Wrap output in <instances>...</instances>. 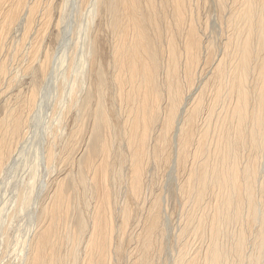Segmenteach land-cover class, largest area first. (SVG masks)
Returning a JSON list of instances; mask_svg holds the SVG:
<instances>
[{"label": "bare ground", "instance_id": "bare-ground-1", "mask_svg": "<svg viewBox=\"0 0 264 264\" xmlns=\"http://www.w3.org/2000/svg\"><path fill=\"white\" fill-rule=\"evenodd\" d=\"M68 2L0 0V264H161L171 168L172 264H264V0H79L99 15L79 62Z\"/></svg>", "mask_w": 264, "mask_h": 264}, {"label": "rangeland", "instance_id": "rangeland-1", "mask_svg": "<svg viewBox=\"0 0 264 264\" xmlns=\"http://www.w3.org/2000/svg\"><path fill=\"white\" fill-rule=\"evenodd\" d=\"M66 20L62 24L64 27V37L66 38L65 41V53H71L73 47L76 46L77 56L79 62V56L84 55L85 45L87 42V34L90 33L91 29H94L99 24V15L97 13L95 4L89 3L88 5H81L79 0H69L66 10H65ZM201 15L204 20L209 21V30L208 36H211L213 39H217L216 33H220L217 29L216 21L214 18L216 16L215 11H213L210 7L206 8L203 6L201 8ZM211 24V26H210ZM215 24V25H214ZM111 34L109 32L106 33L105 38L102 41V48L104 49L105 53H108L109 50L106 49L107 45L104 42L110 38ZM50 41V38L49 40ZM60 44V45H59ZM53 45V44H52ZM60 47H59V46ZM12 49L14 46H11ZM61 43H58L56 46V50H61ZM11 49V48H10ZM11 49V50H12ZM68 57H65V65L68 66ZM16 62V61H15ZM81 64L78 66V72H73L71 77L68 76L67 68H65L64 72L58 76V79H55L54 82H50L49 97L48 100L50 102L53 99H56L59 94L58 84L61 81H65V95L58 100L59 105L61 107H65L68 102V92L73 88V86H77V84H73L75 80L77 83L81 80H85V73H80ZM89 67V55L85 58V63L82 67L83 70H87ZM69 79V80H68ZM74 79V80H73ZM87 84L84 83V89H86ZM58 123V117L53 114L52 108L46 107L44 112L41 115V120L39 124V132L41 134H45L50 126L55 125ZM20 173L15 178L20 179ZM154 181L151 184L153 190L158 191L163 196L164 201V212H165V223H166V250L165 253L162 255L163 262L161 264H172V260L174 257V251L177 250L179 247V241L177 240V234L180 230V223H181V213H180V198L176 192V185H177V178L173 171V169H164L160 173L154 175ZM42 178H47L44 172H41L39 176V181ZM148 196V195H147ZM25 222V220H23ZM129 249V247H127Z\"/></svg>", "mask_w": 264, "mask_h": 264}]
</instances>
